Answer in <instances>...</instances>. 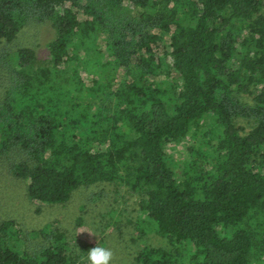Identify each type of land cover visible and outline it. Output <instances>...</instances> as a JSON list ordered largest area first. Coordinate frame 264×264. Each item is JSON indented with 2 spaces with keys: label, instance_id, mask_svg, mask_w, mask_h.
Instances as JSON below:
<instances>
[{
  "label": "trees",
  "instance_id": "16d2710c",
  "mask_svg": "<svg viewBox=\"0 0 264 264\" xmlns=\"http://www.w3.org/2000/svg\"><path fill=\"white\" fill-rule=\"evenodd\" d=\"M45 21L47 56L6 49ZM163 56L177 91L147 83ZM0 84V158L15 154L33 201L121 182L172 243L141 247L136 264H264V0H0ZM206 117L178 178L164 145ZM11 223L0 264H82L53 229L19 251Z\"/></svg>",
  "mask_w": 264,
  "mask_h": 264
},
{
  "label": "rangeland",
  "instance_id": "374dc122",
  "mask_svg": "<svg viewBox=\"0 0 264 264\" xmlns=\"http://www.w3.org/2000/svg\"><path fill=\"white\" fill-rule=\"evenodd\" d=\"M159 33L167 35L162 30ZM53 37L54 32L48 21L31 22L21 28L16 38L4 45L9 51L20 46H30L39 57H45L48 54V42ZM81 73L88 78L86 72L81 70ZM149 82L161 83L169 89L174 87L176 91L180 89V80L170 60L164 56L156 74L147 79ZM1 90L2 84L0 96ZM242 99L249 100L245 95H242ZM207 122L206 117L197 127L192 126L181 141H170L164 145L165 155L178 178L183 177L186 159L193 155L189 147L201 142L206 146L204 131L208 128ZM238 122L249 127L242 118ZM83 131L84 127L80 125L79 132ZM14 158V153L0 158V223L5 219L12 220L7 231L11 239L18 237L13 245L19 251L37 248L36 245L44 240L43 231L48 229L64 234L67 253L78 257L82 264H88V250L96 243L113 251L110 264H136L137 251L146 245L164 248L172 246L169 239L158 234L153 225L147 222L139 205L138 193L131 191L125 184L111 181L82 186L73 190L65 202L40 203L28 196L26 181L11 170L9 160ZM209 165L206 164L207 167ZM142 228L145 232L139 234ZM88 232H94L97 236Z\"/></svg>",
  "mask_w": 264,
  "mask_h": 264
},
{
  "label": "clouds",
  "instance_id": "9594fccd",
  "mask_svg": "<svg viewBox=\"0 0 264 264\" xmlns=\"http://www.w3.org/2000/svg\"><path fill=\"white\" fill-rule=\"evenodd\" d=\"M92 236H97L94 232H88ZM114 256L110 248L95 244L88 250L87 261L88 264H110Z\"/></svg>",
  "mask_w": 264,
  "mask_h": 264
}]
</instances>
